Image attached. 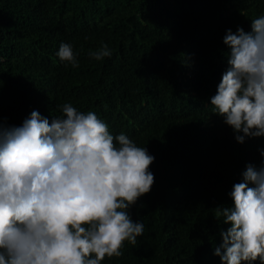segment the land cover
<instances>
[{"label":"trees","instance_id":"trees-1","mask_svg":"<svg viewBox=\"0 0 264 264\" xmlns=\"http://www.w3.org/2000/svg\"><path fill=\"white\" fill-rule=\"evenodd\" d=\"M261 15L264 0H0L3 122L35 110L51 123L71 103L155 157L151 191L127 210L143 235L101 264H223L215 248L230 225L214 208L233 207L247 165L264 164V137L238 143L211 98L229 67L227 31L250 32ZM62 43L78 67L60 60ZM104 44L110 57L89 55Z\"/></svg>","mask_w":264,"mask_h":264},{"label":"clouds","instance_id":"clouds-1","mask_svg":"<svg viewBox=\"0 0 264 264\" xmlns=\"http://www.w3.org/2000/svg\"><path fill=\"white\" fill-rule=\"evenodd\" d=\"M251 29L227 31L229 67L211 98L241 144L264 137V15ZM57 55L79 66L71 44ZM89 55L112 52L104 44ZM61 112L50 123L34 110L21 126L0 118V264H101L143 235L127 210L151 191L155 157L124 133L113 136L92 111L65 103ZM229 195L233 207L214 208L230 225L215 255L223 264H264V164L247 165Z\"/></svg>","mask_w":264,"mask_h":264}]
</instances>
